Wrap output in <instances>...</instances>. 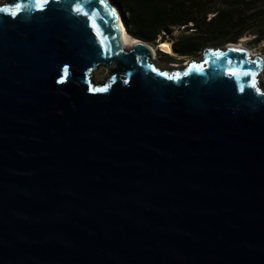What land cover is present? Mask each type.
Listing matches in <instances>:
<instances>
[{"label":"water","instance_id":"water-1","mask_svg":"<svg viewBox=\"0 0 264 264\" xmlns=\"http://www.w3.org/2000/svg\"><path fill=\"white\" fill-rule=\"evenodd\" d=\"M4 2L0 264H264V54L159 67L110 0Z\"/></svg>","mask_w":264,"mask_h":264},{"label":"trees","instance_id":"trees-1","mask_svg":"<svg viewBox=\"0 0 264 264\" xmlns=\"http://www.w3.org/2000/svg\"><path fill=\"white\" fill-rule=\"evenodd\" d=\"M125 29L155 45L179 28L172 48L189 56L210 46L237 42L252 36L247 44H261L264 54V0H110ZM161 54V53H159ZM166 60L169 55L161 54Z\"/></svg>","mask_w":264,"mask_h":264},{"label":"rangeland","instance_id":"rangeland-1","mask_svg":"<svg viewBox=\"0 0 264 264\" xmlns=\"http://www.w3.org/2000/svg\"><path fill=\"white\" fill-rule=\"evenodd\" d=\"M4 0H0V5L1 4H4ZM181 33V29L179 28H174L172 29V32L168 35V37H164L163 39L161 40H158L156 39L155 42H159V41H163V40H168L170 41V44H171V52L170 53H166L165 51H163L162 49L158 48V43H156L155 45H153L152 43H150L154 49H155V54L156 56L153 58L154 59V63L159 66V67H173V66H179L180 64H183L185 62H188L189 60H200L202 59V52L203 51H200L196 54H193V55H189V56H181L179 55L175 50L174 48H172V42L175 40V38ZM252 36H246L244 39L240 40L242 41L241 44H243L246 49H249L252 51V53H255V52H259V48L261 46V44L255 46V47H251L247 44V42L249 41V39L251 38ZM149 43V42H147ZM224 46V45H222ZM210 47H217V46H210ZM160 49V50H159ZM162 50V51H161ZM167 54L169 55L170 59L166 60L165 57L161 54ZM261 53V52H260ZM260 78L262 80H264V69L261 71L260 73Z\"/></svg>","mask_w":264,"mask_h":264},{"label":"bare ground","instance_id":"bare-ground-1","mask_svg":"<svg viewBox=\"0 0 264 264\" xmlns=\"http://www.w3.org/2000/svg\"><path fill=\"white\" fill-rule=\"evenodd\" d=\"M111 5L113 6V9L116 10V12H117L116 13V20H117V22L119 24L120 32L122 34V40H123L124 48L125 49H128V48L131 47V45L133 43H135V42H141L142 41L141 39L135 38V37L131 36V34H129L127 32V30L125 29V27H124V25L122 23L121 16H120L117 8L115 7V5H113V4H111ZM245 37L246 36H243L237 42H235V44H236L235 46L246 48L243 44H241L242 41H240V40L244 39ZM142 42H144L146 44V46L150 49L151 59L154 61L153 58L156 56L154 47L150 43H147L145 41H142ZM158 48L162 49L166 53H170L171 52V44H170V41H168V40L159 41L158 42ZM249 51H250V54L253 55L252 51L251 50H249ZM184 64H186V62L183 63V64H180L179 66H183ZM167 68H174V66L173 67H169L168 66Z\"/></svg>","mask_w":264,"mask_h":264},{"label":"snow or ice","instance_id":"snow-or-ice-1","mask_svg":"<svg viewBox=\"0 0 264 264\" xmlns=\"http://www.w3.org/2000/svg\"><path fill=\"white\" fill-rule=\"evenodd\" d=\"M35 4H36V7L39 9L42 7V4L43 3H46L47 0H34ZM22 5L20 3H15L11 6H4V7H0V12H4L5 14H9L11 16H16L17 13L20 11ZM74 11L78 12V13H81V14H84L86 15V13H83L80 9V7L77 5L74 9ZM89 19L91 20L92 17L90 16ZM92 27L95 28V24L93 23L92 24ZM233 51H236V49H232ZM249 75V76H254V73H240V72H229V75H232V76H239V75ZM161 75H163V73H161ZM170 79L173 78V77H169ZM249 87L251 88H256V84H255V81L253 80V82L249 85ZM100 90H103V89H100ZM257 91V94L258 95H262L264 96V93H261L259 89H256Z\"/></svg>","mask_w":264,"mask_h":264},{"label":"flooded vegetation","instance_id":"flooded-vegetation-1","mask_svg":"<svg viewBox=\"0 0 264 264\" xmlns=\"http://www.w3.org/2000/svg\"><path fill=\"white\" fill-rule=\"evenodd\" d=\"M160 50V49H159ZM162 51V50H161Z\"/></svg>","mask_w":264,"mask_h":264}]
</instances>
